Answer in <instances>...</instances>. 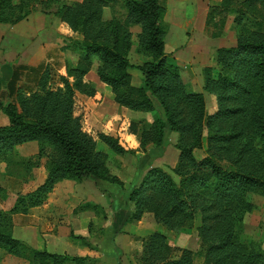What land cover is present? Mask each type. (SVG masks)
<instances>
[{
	"label": "trees",
	"instance_id": "1",
	"mask_svg": "<svg viewBox=\"0 0 264 264\" xmlns=\"http://www.w3.org/2000/svg\"><path fill=\"white\" fill-rule=\"evenodd\" d=\"M33 3L44 14L54 9L60 23L57 30L70 42L62 48L78 53L79 59L76 65H66L70 79L62 77V88L49 90L44 71L35 92L19 90L15 103H0V112L8 118V124L0 127V162L6 164V173L25 178L46 158L43 181L15 194L8 209L0 208V248L28 264H95L90 256L34 248L12 233V216L42 205L59 181L96 177L123 187L110 174L94 139L83 131L81 115H74L79 109L76 92L94 95V86L83 77L95 59L97 77L111 88L117 104L133 111L154 112L155 104L162 109V116L142 127L143 146L161 145L167 129L178 135L179 155L172 175L159 168L146 173L130 192L134 210L127 221L152 213L158 224L180 232L192 229L199 217L196 230L205 264H264L262 245L243 238L244 217L255 209L249 195L264 197V0H221L211 10L212 15L232 11L236 31L234 46L215 51L217 74L211 68L203 70L204 89L214 95L217 105L212 114L203 94L187 91L178 68L168 61L161 0H0V23L22 21L34 9ZM115 4L121 15L104 19V9ZM135 25L140 30L134 35L130 27ZM133 35L137 52L146 57L136 66L128 58ZM132 69L141 75L139 87L131 83ZM96 137L113 153H127L118 138L99 131ZM31 141L38 143V153L19 157L16 147ZM203 146L206 155L198 159L194 150ZM0 195L9 196L2 189ZM83 208L100 211L91 204ZM70 236L92 248L87 239ZM195 254L181 250L175 256L165 235L154 232L143 239L138 261L195 264Z\"/></svg>",
	"mask_w": 264,
	"mask_h": 264
},
{
	"label": "rangeland",
	"instance_id": "2",
	"mask_svg": "<svg viewBox=\"0 0 264 264\" xmlns=\"http://www.w3.org/2000/svg\"><path fill=\"white\" fill-rule=\"evenodd\" d=\"M63 2L71 3L72 1L63 0ZM220 2L221 0H161V4L165 8L163 24L166 29V34L164 42L168 61L178 68L187 91L203 94L206 110L209 114L216 111L217 105L214 95L204 89L203 70L204 68H211L212 73L215 76L217 74L215 51L222 47H232L235 45L236 41V31L233 23L235 14L230 11L224 13L220 12L218 14L213 13L212 15V8L215 6L217 7ZM32 5L34 9L31 13L48 16V18H50V21H48L49 26H56V29L54 28L55 35L53 36V39L54 42L60 46V50L64 53V56L61 59L63 67H60V65L59 67L58 65L53 67L52 64H48L42 71V73L48 71L47 88L55 91L57 88L63 87V76L70 79L66 73V65H76L79 55L71 50H63V45L65 46L70 42L57 30L60 23L59 18L53 14L54 9H51L52 13L44 14L40 10L39 5L34 3ZM31 13H29L28 16ZM112 15H121L119 4H115L113 8L106 7L104 9V19H110ZM223 19L224 23L222 24ZM18 23L8 25H16ZM76 36L77 35H74V38ZM132 41L133 43L128 58L130 63L136 66L142 64L146 60V57L137 52L136 36L133 37ZM97 68L98 62L93 59L88 72L83 77V80L94 86V95L88 96L87 94L76 92L75 102L79 109H75L74 115H81L83 131L94 139L96 148L101 152L110 174L116 176L122 182L123 187L112 185L96 177H90V179H96L102 183L101 186L104 190L106 188L103 187V184L108 186L110 190H112L111 186L116 187L118 190H124L125 185L123 180H126V178H132L133 180L131 183L128 182V179L126 180L127 183L130 184L127 196V201H129L130 192L139 186L142 178H144L150 169L159 168L172 175V169L175 167L179 155V151L175 147L178 135L167 129L161 145L154 146L153 143H147L143 146L140 137L142 127L147 124H152L156 116H162V109L155 104L156 110L154 112L133 111L117 104L114 101V95L111 88L102 83L99 79H96L98 77H95L94 79V76L90 74V71L93 70V74H96L97 76ZM42 73L39 76V80ZM130 73L132 76L131 83L133 77H137L141 81V75L137 70L132 69ZM140 85L133 86L139 87ZM37 89L38 83L36 84V90ZM19 90L26 91L22 88ZM29 94H31V92H29ZM107 97H110L113 102L108 101ZM15 100H17L16 95ZM96 131L104 132L114 138H118L126 147L127 153L124 155L113 153L107 146H105V144L98 140L96 137ZM205 155V146L194 150V156L198 159H201ZM45 161L46 158H42L38 166L34 167L31 171V175L22 179L24 181H29L35 180V178H42L46 168ZM173 177L175 180H178L175 175H173ZM76 183L72 186L63 185V187L61 186V190H63L65 194L72 196L75 193L74 186H76ZM38 184L39 183L32 184V189ZM249 200L254 203L255 209L252 212L247 213L244 217L243 238L245 240H254L257 243H260L264 248V197L250 194ZM129 203L132 207V213L134 206L130 201ZM88 204L95 205L89 202L79 205H82V208ZM98 207L100 208L99 213L96 215L98 222L100 220H106L104 209L100 206ZM75 209H77V207L73 210ZM92 211L95 212L94 210ZM145 214H149L147 216H149V227L151 228L140 235L142 249L143 239L148 235L157 232L165 235L168 243L174 249L175 256H179L181 250H191L196 253L194 259L195 264H205L201 241L199 240L196 230L197 226L200 225L199 217L196 218L192 229H184L180 232H174L168 230L163 225L158 224L152 213H144V215ZM127 222L137 221L133 220ZM185 234L187 236H185ZM94 260L96 261L95 264H98V260L96 258Z\"/></svg>",
	"mask_w": 264,
	"mask_h": 264
},
{
	"label": "crops",
	"instance_id": "3",
	"mask_svg": "<svg viewBox=\"0 0 264 264\" xmlns=\"http://www.w3.org/2000/svg\"><path fill=\"white\" fill-rule=\"evenodd\" d=\"M48 21V16L31 13L16 25L0 23V103L3 106L16 102L15 95L20 88L25 89L28 94L34 92L46 65L63 67L61 59L64 53L53 39L56 26H49ZM139 30L137 25L130 27L133 34H137ZM90 74L94 79L97 77L93 70ZM140 82L137 77H133V85H140ZM107 98L113 102L110 97ZM7 124V116L0 112V127ZM16 153L21 158L32 157L38 153V144L31 141L18 145ZM44 175L45 171L42 178L24 181L8 175L6 164L0 162V189L9 195L6 199H2L0 195V208L8 209L15 194L31 190V185L42 182ZM127 179L129 183L133 180ZM126 180H123L124 190H118L114 186L110 190L103 184L106 191L96 179H84L78 183L67 179L59 181L42 205L31 208L25 214L12 216L14 238L50 253L90 256L96 258L98 264H138L142 253L140 235L151 227L147 216L149 214H145L137 222H127L132 207L127 201L130 184ZM74 183L75 193L72 196L61 190V186H72ZM85 202L102 207L106 220L98 222L95 212L81 208L82 205L79 204ZM71 234L87 239L92 248L72 239ZM0 264L28 262L7 254L0 248Z\"/></svg>",
	"mask_w": 264,
	"mask_h": 264
}]
</instances>
